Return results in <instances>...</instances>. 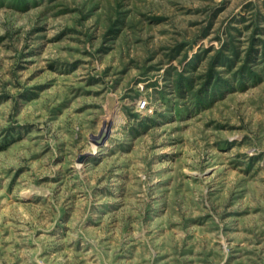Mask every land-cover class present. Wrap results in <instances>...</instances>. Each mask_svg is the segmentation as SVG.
<instances>
[{
    "label": "rangeland",
    "instance_id": "rangeland-1",
    "mask_svg": "<svg viewBox=\"0 0 264 264\" xmlns=\"http://www.w3.org/2000/svg\"><path fill=\"white\" fill-rule=\"evenodd\" d=\"M0 264H264V0H0Z\"/></svg>",
    "mask_w": 264,
    "mask_h": 264
},
{
    "label": "built area",
    "instance_id": "built-area-1",
    "mask_svg": "<svg viewBox=\"0 0 264 264\" xmlns=\"http://www.w3.org/2000/svg\"><path fill=\"white\" fill-rule=\"evenodd\" d=\"M141 106H142L143 108L146 107V106H147V102H145V101L141 102Z\"/></svg>",
    "mask_w": 264,
    "mask_h": 264
},
{
    "label": "water",
    "instance_id": "water-1",
    "mask_svg": "<svg viewBox=\"0 0 264 264\" xmlns=\"http://www.w3.org/2000/svg\"><path fill=\"white\" fill-rule=\"evenodd\" d=\"M102 137H105V134H103V136Z\"/></svg>",
    "mask_w": 264,
    "mask_h": 264
}]
</instances>
